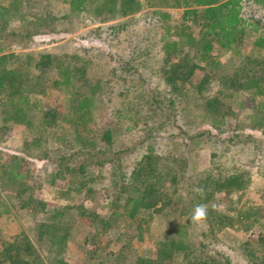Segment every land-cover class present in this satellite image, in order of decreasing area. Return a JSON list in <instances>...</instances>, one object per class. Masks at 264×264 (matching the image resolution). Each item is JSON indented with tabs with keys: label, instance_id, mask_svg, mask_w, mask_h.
Returning <instances> with one entry per match:
<instances>
[{
	"label": "rangeland",
	"instance_id": "374dc122",
	"mask_svg": "<svg viewBox=\"0 0 264 264\" xmlns=\"http://www.w3.org/2000/svg\"><path fill=\"white\" fill-rule=\"evenodd\" d=\"M141 3L138 13L100 24L93 21L90 12L71 14L64 0H0V7L8 12L7 23L0 19V52L12 54L10 68L30 70L25 93L30 102L27 109L31 123L0 131V210H9L0 215V250L22 235L38 246V223L45 222L58 208L81 205L88 213L109 220L111 227L96 236L90 223L71 221L67 248L62 254L70 264H114L119 251L123 264H138L141 258L151 260L157 253L169 250L178 226L191 220L194 208L190 203L199 181L238 173L247 179L246 189L230 195L216 194L210 203L212 212L232 219L234 229L218 231L209 229L205 220L190 222L187 238L194 247L203 246L202 252L218 255L230 264H255L246 259L239 246L257 231V225L243 231L246 221H241L239 215L250 209H261L258 215H264V125L261 130H251L255 108L264 99L253 98L250 93L219 94L221 89L216 83L203 98L189 89L179 96L170 92L160 76L163 46L167 41L179 40L176 33L183 25V11L167 10L168 20L162 21L153 16L154 9L146 1ZM243 6L242 16L251 18L258 31L248 28L239 51L215 47V61L229 72L246 65L245 58L264 56L263 51L257 53L253 47L255 39L264 33V10L252 2ZM186 25L198 38V29L189 21ZM185 49L192 55L187 46ZM44 55L52 56V65H62L59 71H74L75 87L52 88L53 82L62 79L57 69L48 67L40 79L45 95L35 92L41 88L34 86L39 83L36 78L40 72L33 67ZM249 67L255 69L252 64ZM83 97L93 98L97 105L85 117L86 124L77 130L73 125L80 122L81 112L76 108ZM212 98L222 105L218 106V116L204 106V101ZM46 112L56 116V120L45 122L42 117ZM219 112L225 116L221 118ZM2 119L0 115V128L4 126ZM110 129L113 144L107 145L101 136ZM77 132L80 139L92 140L95 147L84 150L90 151L88 155L63 160L61 168L67 164L75 169L84 167L83 174L70 177L80 185L73 186L74 191L66 195L65 188L60 190L62 185L53 187L49 181L59 168V162L54 160L68 156L70 151L64 144L75 139ZM36 141L37 145L33 143ZM149 144H154L152 153L159 157L155 168L177 176L176 187L171 184L170 175L163 184L171 204L148 223H141V215L132 220L122 215L114 220L110 203L120 187L129 188L131 173ZM127 148L131 151L118 153ZM101 162L102 166L97 165ZM16 165L39 184L35 196L48 205L46 214L33 218L27 211L13 208L8 196L15 188L2 174L5 167ZM174 189L177 193L171 197ZM66 222L67 218L61 220V224ZM96 226L100 228V223ZM53 250L44 246L39 251L46 256ZM180 262L179 256L173 260V264Z\"/></svg>",
	"mask_w": 264,
	"mask_h": 264
},
{
	"label": "trees",
	"instance_id": "16d2710c",
	"mask_svg": "<svg viewBox=\"0 0 264 264\" xmlns=\"http://www.w3.org/2000/svg\"><path fill=\"white\" fill-rule=\"evenodd\" d=\"M141 1H146L148 6L154 9L153 16H157L162 21L168 20L167 10L182 9L183 11V25H181V30L176 33L179 40L167 41L163 46L165 57L160 76L170 92L179 96L184 89H189L199 98H203V95L216 83L221 89L219 94L222 92H229L232 95L250 93L253 98L261 97L264 99V56L262 58H245L247 64L231 72L224 69L219 62H216L213 56L215 47L228 52L239 51L248 35V28L249 31H258L257 26L250 21L251 18L242 16L243 3L252 2L261 10H264V0H64L68 4L71 14L90 12L94 15L93 21L100 24L138 13L142 9ZM6 13L8 12L5 8L0 7V19L5 20L7 23ZM188 21L198 29V38H195L190 32V26L186 25ZM250 27H252L251 30ZM166 29L169 32L168 26H166ZM181 37H185L186 40L181 39ZM185 46L192 51V55L186 51ZM253 47L257 53L264 52V33L255 39ZM12 57V54H2L0 52V115H3L2 123L4 125L0 128V131H8L9 127L13 125L27 126L31 124L28 120L29 110L27 109L30 102L28 94L25 93L30 70L27 68H10L9 64ZM41 59L33 67L40 72V76L36 78L39 83H35L34 86L41 87L40 90H35L36 93L45 95V88L42 87L43 84L40 81L42 73L48 67L59 71L62 65H52L54 59L50 55L41 56ZM250 64L254 65L255 69L249 67ZM70 69L64 68L59 71L62 80L53 82L52 88L60 90L61 86L75 87L77 82L74 71ZM15 98H17L16 101ZM92 99L83 97L78 100L76 110L81 112V120L73 125L77 130H79L80 125L86 124L85 117L89 116L97 105L96 101ZM204 106L207 110H214V115L218 116L217 109L222 105L217 98H212L205 100ZM5 107L7 108L5 109ZM34 107L36 108V106ZM219 113L221 118L225 116L224 113ZM42 118L49 123L54 122L57 117L46 112ZM253 120L255 123L251 126V130H261L264 125V102H259L256 106ZM217 122L218 125L223 123ZM215 127L217 128V125ZM112 133L111 129L103 131L101 141L107 145L113 144ZM33 143L37 145V141ZM153 146L152 144L147 146V153L142 156L131 173L129 188L120 187L119 193L117 191L111 201L110 208L113 210L111 217L114 220L122 215H127L131 220L141 215L144 217V219L141 218V223H148L154 215L162 213L170 206V195L166 190H163V184L167 182V177L171 174L170 171L164 173L155 168L154 165L157 164L159 157L153 155ZM64 147L70 152H68V156L60 154L61 156L54 160L59 162V168L55 174H52L49 184L53 187L58 184L62 185L60 190L63 191L65 188V194L69 195L70 192L74 191L72 190L73 186L80 185L78 180L74 183V180L70 177L76 173L83 174L84 167L79 166L75 169L74 167H68L67 164V166L61 168L63 160L88 155L90 151L86 153L84 150L93 149L95 144L90 139H80L77 132L76 138L66 141ZM128 151H131V149L127 148L118 153ZM44 157L47 158L46 155ZM97 165L102 166L103 163ZM67 176H69L68 180ZM2 178L15 188L8 196L15 210H25L33 218L38 214H46L45 210L48 205L35 196L39 184L33 180L31 175L23 172L16 165L10 169L5 167ZM177 181V176L172 175L171 184L176 187ZM247 186V179L238 173L224 178L208 177L200 180L197 187L204 189L203 195L196 191L190 205L193 208L198 204L207 206L205 222L208 224L209 229L218 231L226 228L234 229V225L231 223L232 219L224 214L212 212L213 208L210 203L215 200L216 194L241 193ZM81 187H83L82 184ZM126 190L128 191L127 194H125ZM176 193L177 189H174L171 197L175 196ZM8 212L9 210H0V215ZM260 212L261 209H250L239 215L242 216L241 221H246L241 228L243 231L248 232L253 224L257 225V231L251 232L250 239L239 246L246 259L253 261L255 264H264V221L261 220L264 215L259 217ZM64 218H67L68 222L61 224V220ZM191 220L186 225L181 224L178 226L176 238L168 244L169 250H165L164 253H157L151 260L141 258L138 260V264H173L176 256L181 257L180 264H230L228 260L218 255H208L202 252L203 246L194 247L189 242L186 228L192 222ZM71 221L90 223L96 236L100 230L106 231L111 227L109 220L100 218L96 213H88L81 205L64 206L54 210L45 219V222L42 221L36 225L38 246L22 235L3 246L0 250V264H70L63 258L62 254L67 248ZM97 222L100 223V228L96 226ZM138 231H141L139 225ZM44 246L53 247V253L47 252L46 256L42 255L39 250ZM121 256V251H119L112 263L123 264L120 261Z\"/></svg>",
	"mask_w": 264,
	"mask_h": 264
},
{
	"label": "clouds",
	"instance_id": "9594fccd",
	"mask_svg": "<svg viewBox=\"0 0 264 264\" xmlns=\"http://www.w3.org/2000/svg\"><path fill=\"white\" fill-rule=\"evenodd\" d=\"M198 193L203 195L204 189L203 188H197L195 189ZM207 217V206L205 204H198L195 206L194 211L191 215V219L193 223H199L203 220H205Z\"/></svg>",
	"mask_w": 264,
	"mask_h": 264
}]
</instances>
